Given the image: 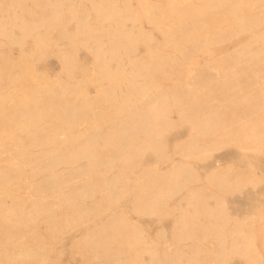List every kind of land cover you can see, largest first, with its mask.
Returning a JSON list of instances; mask_svg holds the SVG:
<instances>
[{"label": "bare ground", "instance_id": "bare-ground-1", "mask_svg": "<svg viewBox=\"0 0 264 264\" xmlns=\"http://www.w3.org/2000/svg\"><path fill=\"white\" fill-rule=\"evenodd\" d=\"M247 1L229 0L228 6L222 7L218 13L222 17L227 13H235ZM44 2L52 6L51 11L47 13L43 11L38 19L33 21L25 18L21 23L12 22L15 28L21 30L22 36L15 35L13 30L10 34L6 33V36L11 38V42H19L20 46L28 37L43 53L45 46L49 42H54L51 36L53 32L59 31L66 35L71 41L70 44L66 42L69 49L67 52L57 50L64 75L52 80L36 70L31 53L23 48L20 58L16 61H12L7 51H0V140L4 142L0 144V153H5L3 155L5 160L11 158L26 163L31 169L32 178L46 173L44 178L35 182L34 191L44 196L56 197L55 202L59 204L60 209L57 210L55 206L41 199H27L22 193L28 187L24 169L14 161L0 160V264H51L50 252L53 244L45 240L40 232V226L42 224L51 226L56 239L66 228L67 220L79 223L103 214L109 207L127 196L130 191L131 175L133 187L138 188L139 192L144 191L142 194L138 193L134 204H137L139 209L147 206L156 214L167 212L164 206L172 198L173 189L183 190L184 182L193 185L203 179L220 193L216 196V208L207 202L211 195L206 194V184L188 188L183 196L190 200L198 199L200 205L204 207L203 214L206 216L205 222L200 221L196 214L197 210L189 207L181 213L180 222L186 229L192 230L186 237L189 248L187 259L190 264L191 261L203 260V254L207 251L202 244L195 241L201 234L206 236L214 234L219 239L230 235L232 238L231 248L227 252L223 250L216 261L209 264H228L225 262V252L228 256H242L246 264H264L261 254L255 249L252 255H247L251 248L249 245L253 243L247 245L240 235L242 230L236 228L245 223L229 216L226 201L222 198V194L239 189L242 182L256 187L262 180L264 181L262 177H258L254 165L250 163L247 172L238 174L234 165L222 163L211 167L204 177L192 165L194 159L213 158L214 151L226 146L258 148L264 143V96L260 99L256 95L258 93L255 94V89L251 88L247 89L248 91L244 90L245 93L242 92L243 95H240L236 102L228 100L229 103L227 101L226 104L207 103L204 99L205 94L214 92L221 95L226 88L225 80L218 83V77L209 78L207 74L210 70L207 63L216 60H208L205 64L198 65L197 60L193 58L191 60L193 55L190 56L183 44L179 46L174 43L168 44L170 36H166V41L161 45L177 47L184 58L195 64L194 67L200 66L198 79L202 83L197 80L193 84L205 86L206 92L194 91L195 96H192L191 88L186 82L183 84L169 82L172 86L168 85L169 87L165 86L159 90L156 79L161 75L163 77L162 68L169 63H175L182 68L183 62L173 55L174 53L166 54L158 47L151 46L156 38L152 29L148 31L140 23V18L143 16L149 24L158 28L166 24L169 17L174 21L179 20L178 24H170L173 27L167 28L170 35L191 34L192 29H207L209 32L200 39L203 44L218 39L221 33L216 28H219V25L213 27L208 23L188 24L187 19L194 15L195 11L181 12L178 0H164V3L159 0H138L142 12L134 14V20L139 21L136 26L139 32L132 33L125 27L127 18L123 15L124 8L113 2L110 17L118 24L115 33L120 39H110L111 46L105 48V43L100 38H95L91 43L94 61L88 69L93 68L95 76L102 79L110 80L116 74H120L122 79L107 85L100 83L97 92L86 100L81 84L68 83L69 79L76 78L73 71L77 61L74 52L77 47L73 44L87 43L85 38L100 29L88 24L86 19H79L77 33L82 37L87 34V37L76 38L74 32L63 27V2L59 0ZM37 5L38 3H34V8L39 6ZM133 8L137 10L136 7ZM253 11H259L260 14L253 16ZM67 12L65 16L68 15V20L76 19L75 10L69 9ZM263 21L264 0H256L255 6L248 8L241 17L233 21L234 37H237L241 27L257 26ZM42 27L43 32L40 31ZM124 37H127V41H123ZM261 39L264 41L263 37ZM139 43L146 45V50L141 56L136 54ZM191 43L199 45L198 41ZM245 43L241 47L242 44L238 41L234 51L241 52L252 47L250 41ZM227 51L222 49L219 53L228 57ZM205 52L213 57L218 53L213 49H207ZM100 57L102 63L99 64ZM114 60H117L115 67L112 65ZM239 66L232 74L240 78L244 76L251 81L256 80L253 69ZM28 79L34 80L35 84L28 85L30 81ZM85 80H87L85 76L82 77V81ZM214 80L217 83L212 82ZM11 84L16 86L11 87ZM261 85L264 88V81ZM229 86L232 84H228ZM232 87L235 88L236 85ZM169 94L171 98L168 97ZM74 97L81 99L80 107L72 104ZM106 98L110 100V104L95 111V102H102ZM114 106L116 113L114 112L113 116L96 117L100 112L109 111ZM238 108L244 113L250 110L254 118L253 115H248L249 113L248 118L244 117ZM173 109L178 112L180 121L191 124V130L185 140H176L174 144L177 145L168 150L163 134L179 124L177 119L168 116ZM227 109L230 110L227 112ZM88 111L95 115L91 118L90 125L83 129L77 128L81 115ZM49 115H52V119L48 118ZM127 118L129 120H126ZM99 119L104 123L109 122V125L101 127ZM17 126L20 128L17 129ZM64 141L70 144H63ZM157 144H160L161 148H157ZM50 145L54 147L40 148ZM150 146L155 149L161 160L170 159L175 154H179L181 158L165 169L160 168L158 162L153 166L149 164L140 166L146 148ZM30 147L37 150L33 151ZM58 166L63 168L58 171L56 170ZM81 176H86V180L75 185L81 180ZM180 177H183V180ZM212 180L215 182L211 183ZM192 206H195L194 202ZM228 224L230 229L224 230L223 226ZM145 233L138 222H131L122 210H118L88 228L84 234L76 235L72 245L74 248L93 251L101 249L102 252L98 254L105 258L117 257L127 260L123 256L136 246H142L140 250L151 252L158 249L157 244L155 246L154 242L149 243L146 240ZM137 252L136 261L130 264H142L139 261L140 252ZM169 259L171 258L168 257ZM177 260L176 264H185L180 256Z\"/></svg>", "mask_w": 264, "mask_h": 264}, {"label": "rangeland", "instance_id": "rangeland-1", "mask_svg": "<svg viewBox=\"0 0 264 264\" xmlns=\"http://www.w3.org/2000/svg\"><path fill=\"white\" fill-rule=\"evenodd\" d=\"M59 1L67 3H63V27L66 30L74 32L73 35H75L76 38L87 37V34L85 37H82L77 33V22L79 19H86L88 24L100 29V31L85 38L87 40V43L74 42L73 44L77 47V49L74 51L76 53L77 61L75 63V70L73 71V74L76 78L72 80L69 79L68 83L81 84L84 87V97L87 100L90 96L94 95L97 92V87L100 83L107 85L109 83H115L116 81H120L122 79L120 74H116L115 77L110 80L102 79L99 76H95L93 68L91 70L88 69V67H91L93 65L94 61L93 47L91 46V43L95 38H100L105 43V48L111 46V44L109 43L110 39H120L117 33H115V28L118 27V24L116 23L115 19L110 17L113 12L112 3L117 2L116 5L124 8L123 10L125 11L123 15L127 18L125 27L130 29L132 33L139 32L138 28L136 27L139 24V21L134 20V14L142 12V7L138 0H129V3L128 0ZM159 1L161 3H164V0ZM228 1L229 0H178V2L180 3L181 12H185L187 10L195 11L194 15H190L187 19L188 24L201 25L202 23H208L213 27L219 25V28H216V30L221 33L218 36V39L215 42L210 41L206 44L201 43L200 39L205 37L207 32H209L207 29H192L193 32L191 34L176 33L170 35V33L167 31V28L170 29L171 27H173L171 25L178 24L179 20L174 21L173 18L169 17L166 21V24H163L158 28L156 25L149 24L143 16L140 18V23L145 26L146 30L149 31L150 29H152V32L156 38V40L151 43V46L158 47L159 49H161V51H163V53L166 54H170L169 52H171V54L174 53L173 55H176V57L181 59L183 62V69L180 68L179 65H175V63H169L164 68H162L161 72L163 74V77H161L162 75L160 74L161 76L159 77V79H156V84L159 90L163 89V87L165 88V86L169 87L168 85L172 86L169 82H179L180 84L186 82L190 86L188 87L191 88L190 95L195 96L194 91L198 90L206 92L205 86L198 85V83L193 84V82H197V80H199L200 83H202V81L198 79L200 66H198V68L197 65L196 67H194L195 64L193 65L191 60L193 58L194 60L198 61V65L199 63L202 65L205 64L208 60L215 59L216 61H213V63H207L210 68V70L207 71V74L209 78L211 76H213V78L218 77V83H223L222 81L225 80L224 82L226 88L221 95L214 92L208 95L205 94L204 99L207 101V103L226 104L228 100H235L236 102V100L238 101L239 97H241L240 95H243L245 93L244 90L251 88L255 89V94L258 93L256 94L258 95L257 97H260V99L263 98L264 88L261 84L264 81V41L261 39V37L264 38V21L260 22L257 26L241 27L237 37H234V30L232 29L233 21H235L236 18L241 17L248 8L255 6L256 0H248L245 4H243L244 6H242L240 10H237L235 13H227L225 17H222L218 12L222 7L228 6ZM191 2L192 4H190ZM34 3H38L39 6L37 5L38 7L34 8ZM133 6L136 7L137 10H135ZM69 9L75 10V20H68V15L65 16L68 13L67 11ZM51 10L52 6L48 4L46 5L44 0H0V29L2 30V34H0V51H7L9 57L13 59L12 61H16L21 56V48L27 50L28 53H31V59L33 58L34 60L35 69L42 72L52 80H56L60 75H64L62 73V62L58 51L67 52V50L69 49V47L66 45V42H69L70 44L71 41L66 35H63L59 31L53 32L51 36L53 37L54 42H49L45 46L43 53H41V51L37 49V47L34 45L33 40L28 37L25 38V40L23 41V45L20 46L21 44L19 42H11V38L8 35L6 36V33H12L11 30L14 31L15 35L22 36L21 30L15 28L12 25V22L21 23L25 18L33 21L38 19L43 11H46L45 13H47V11ZM259 14V11L252 12L253 16H258ZM85 29H87L86 25ZM40 31L43 32L44 28H40ZM166 36H170V40L168 41L169 45L173 43L178 46L183 44L188 49L187 51H189L188 53H190V56L193 55L191 57V60L184 58L177 47L172 48L169 46L167 47L166 45L162 46L161 43L164 44V41H166ZM123 41H127V37H124ZM191 41H198L199 45L195 46L191 43ZM238 41L241 42V47L246 44V41L247 43L250 41L252 43V47L249 50L235 52L234 49L236 48L235 46L236 44H238ZM137 46L138 47L136 50V54L138 56L143 55L144 51L146 50V45L144 43H139ZM207 49H213L218 53H216V56L214 57L210 56L205 52ZM222 49L223 51L228 50V57L222 56V54L219 53V51ZM100 63H102V57L99 58V64ZM112 65L115 67L117 65V60H114L112 62ZM239 65H243L245 68L253 69L255 71L254 76L256 80L254 81L256 82V84H254L255 82L249 80L248 78H246V80L244 76L240 78L237 75L232 74V71L236 67V69L240 67ZM221 72H224L225 74H222ZM84 76L87 80L82 81V77ZM165 76L168 77L165 78ZM35 77L36 76H34V78ZM219 80L221 82H219ZM215 81L216 80L212 82L217 83ZM28 82V85L35 84L34 80H30ZM228 84H232V86L236 85V87H228ZM10 86L14 87L16 85L11 84ZM168 97L171 98V94H169ZM72 104L80 107L81 99L74 97L72 100ZM109 104L110 100L108 98L104 99L102 102L97 101L95 102L94 110L98 111L104 109ZM244 108L246 109V106H244ZM110 109L106 112H100L98 116L96 115V117L103 118L106 115L113 116L116 108L114 106V108ZM238 109L241 110V112L243 111V107L242 109ZM238 109L237 111L239 112ZM229 110L227 109V112ZM242 113L245 115L244 117L247 116V113H249L248 115L250 116L253 115V113L250 114V110H248L247 113L246 111L245 113ZM168 116L177 119V122L179 123L163 134V140L168 144L167 149L172 150L173 147L177 145L174 144L176 140H185L190 134L191 124L188 122L180 121L176 109H173L168 114ZM93 117H95V115L91 111L82 114L81 118L78 120L77 128L83 129L89 126L91 118ZM248 117L249 116H247V118ZM48 118L52 119V115H49ZM126 120H129V118H127ZM99 125L101 127H105L109 125V122L104 123L102 119H99ZM16 128L18 129L20 128V126H17ZM3 143L4 142L0 140V144ZM63 144L67 145L70 143L64 141ZM52 147L54 146H41L40 148L50 149ZM157 148H161V145L157 144ZM30 149L33 151L37 150V148L31 147ZM3 155H5V153H0V160H2L3 162L14 161L18 166L24 169V176L28 183V187L24 189L22 193L25 197H27V199H41L55 206L57 210L60 209L59 204L55 202L56 197L50 195L44 196L42 193H36L34 191L35 182L44 178L46 173H41L32 178L31 169L26 163L18 159L8 158L5 160L3 158ZM213 156V158L205 160H193L192 165L194 166V168H196L197 172L201 176L204 177L206 175V172L209 171L210 168L215 166L217 163L226 162L234 165L238 174L247 172L248 165L252 163L254 165L256 173L258 174V177H262L264 179V143L260 144L258 148H237L236 146H226L219 149L218 151H214ZM180 158L181 156H179V154H175L172 155L170 159L161 160L158 154L155 153V149L150 146L146 148L144 158L139 165L142 166L143 164H149V166H153L156 162H158L160 168L165 169L168 168L175 160H178ZM62 168L63 166H58L56 170L60 171ZM80 178L81 180L75 185L82 184L86 180V176H81ZM180 179L183 180V177H180ZM214 182L215 180L211 181V183ZM179 183L180 182L178 180V184ZM202 184L207 185L206 194L211 195L210 198H208L207 202L212 207L216 208V196L220 195V193L216 188H214L213 185H210L209 183H206L205 180L201 179L199 182L193 185L184 182V188L181 191L176 188L173 189L172 198H170L164 206L167 209V212H165L164 214H156L153 213V211L147 206L139 209V206L137 204H134L138 193L142 194L144 191L139 192L138 188L133 187L134 184L131 175L129 185L130 191L128 192L127 196H125L124 199L120 201L121 203L118 202L117 204L112 205L105 212H103V214L79 223L67 220L66 228L56 239H54L55 233L51 226L45 224H42L40 226V232L45 240L48 243L50 242L53 244L50 252L51 264H130L136 261V254L138 253L137 251L140 252L139 261H141L142 264H176L178 261V256L182 258V261L185 264H190L187 259L189 255V248L186 244V237L189 235V233L192 232V230L189 228L186 229L180 222L181 213L185 208L189 207L192 210H197L196 214L199 216L200 221L205 222L206 216L203 214L204 207L200 205L198 199L190 200L183 196L186 194L188 188L192 186H201ZM133 188L135 190H133ZM145 189L147 190L148 188ZM222 195V198L226 201V208L229 216L233 219L238 218L239 221L245 223L236 226V228H240L242 230V233L240 235L247 243V245H249L251 242L253 243L252 245H249L251 248L247 252V255H252L253 250L255 249L256 252L261 254V259L264 262V181L262 180V182H260L256 187H253L251 184L242 182V186L239 189L234 190L233 192H228L226 194L224 193ZM192 202H194L195 206H192ZM118 210H122L130 218L131 222H138L141 225V227L146 232V240L149 243L154 242L153 244L155 246L157 244L158 249L156 251L151 252L150 250H140L142 246H136L126 256H123L127 258V260H124L117 257L105 258L102 255L98 254L99 252H102L101 249L93 251L89 249H79L73 247L72 241L76 235L84 234V232L88 228L101 222L107 217V215L115 213ZM223 229L229 230L230 224L224 225ZM195 241L202 244L207 249V251L203 254V260L197 262L191 261L192 264L213 263L214 261H216L217 256H219L223 252V250L227 252L232 246V238L230 235H226L224 239H219L215 237L214 234H209L207 236L201 234L195 239ZM226 252L225 262H227L228 264H246V261L242 256H228L226 255ZM168 257L171 258L169 259L170 261L168 260Z\"/></svg>", "mask_w": 264, "mask_h": 264}, {"label": "crops", "instance_id": "crops-1", "mask_svg": "<svg viewBox=\"0 0 264 264\" xmlns=\"http://www.w3.org/2000/svg\"><path fill=\"white\" fill-rule=\"evenodd\" d=\"M63 3H64V4H67L66 2H63ZM225 163H226V162H225ZM218 164H222V163H217L216 165H218ZM216 165H215V166H216Z\"/></svg>", "mask_w": 264, "mask_h": 264}]
</instances>
